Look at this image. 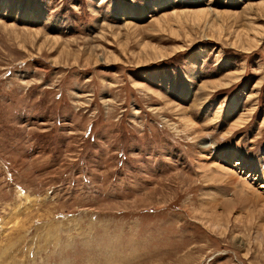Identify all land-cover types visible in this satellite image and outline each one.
<instances>
[{
  "label": "rangeland",
  "instance_id": "374dc122",
  "mask_svg": "<svg viewBox=\"0 0 264 264\" xmlns=\"http://www.w3.org/2000/svg\"><path fill=\"white\" fill-rule=\"evenodd\" d=\"M0 264H264V0H0Z\"/></svg>",
  "mask_w": 264,
  "mask_h": 264
},
{
  "label": "bare ground",
  "instance_id": "6f19581e",
  "mask_svg": "<svg viewBox=\"0 0 264 264\" xmlns=\"http://www.w3.org/2000/svg\"><path fill=\"white\" fill-rule=\"evenodd\" d=\"M182 19V18H181ZM249 37V36H248ZM256 41H258V40H256ZM236 108H237V103H235V102H233L231 105H230V108L228 109L229 110V112H228V114L229 115H233V113L235 112V110H236ZM188 122V121H187ZM190 122V121H189ZM232 160V159H231ZM240 164V162H237L236 161V164L235 165H239Z\"/></svg>",
  "mask_w": 264,
  "mask_h": 264
}]
</instances>
